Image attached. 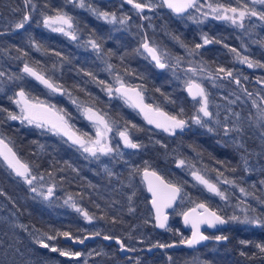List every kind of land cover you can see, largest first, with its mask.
Wrapping results in <instances>:
<instances>
[{
  "label": "trees",
  "instance_id": "1",
  "mask_svg": "<svg viewBox=\"0 0 264 264\" xmlns=\"http://www.w3.org/2000/svg\"><path fill=\"white\" fill-rule=\"evenodd\" d=\"M53 2L56 3V0H47L48 14L56 9L65 11L63 3L52 5ZM219 2L228 4V0H219ZM100 5L98 3L93 7L98 8ZM101 7L105 8L102 5ZM12 9L15 10L12 19L16 22L28 12L23 0H0V20L9 15ZM75 19L84 27L81 32L85 36L90 37L95 33L101 41L108 38L103 25L89 14L76 15ZM153 19L159 22L158 32L156 33L154 28L151 30L144 28L143 34L139 36H147L149 42L152 40L159 42L161 49L168 54L182 57L177 71L190 66L188 61H192V57L185 54V49L172 48L171 43L176 42L173 37H179L184 43L194 46L195 43H201L204 34L221 43H212L200 49L202 55L196 56V61L206 62L212 70L218 66L236 69L230 49L233 47L238 49L241 44L234 40V31L230 26L213 19H209L200 27L183 24L180 18L166 10ZM30 22L33 27L27 24L25 31L12 34L10 27L0 36V68L13 76H22L20 83L12 82L10 86H7L6 78L2 77L3 82L0 81V85L4 86L0 87V108L15 112V106L9 97L14 96L21 87L34 97L49 99L48 90L20 71L23 63L28 62L36 66V61H39V67L44 74L58 82L67 93H71L72 97L75 96L84 105H91L100 110L115 124L128 127L133 139L141 141L144 145H142L143 152L139 156H113L110 161L104 159L95 161L76 146L65 142L63 137L22 126L18 121L4 119V122L0 123V136L6 138L18 156L32 167L34 174L43 175V180L33 183L43 184L45 189L48 186L55 187L53 196L49 200L37 197L30 191V186L16 177L0 158V193H3L0 195V264H85V261L87 264H137V260L139 264H264V254L259 253L254 246L257 243H264V228L254 232L239 229L229 242L231 248L227 249L182 248L168 251L153 248L148 251V247L153 243L157 241L168 243L173 239L179 241L185 237L186 232L180 224L178 214L172 217L171 232L154 228L149 197L141 179V172L134 171L137 168L142 170L145 167L144 162L147 161L151 169L158 171L167 180L181 185L192 201L204 202L215 210L218 209V204L212 202L200 190L192 188L188 176L189 165L214 176L216 172L212 169H219L224 172V177L234 180L239 188L243 187L248 197L260 199L264 197V184L261 183L264 181V155H258L264 150V138L261 134H250L247 139L241 137L237 141L243 143L244 147L238 148L233 143V137L236 138L237 134L225 136L221 129L216 133L188 130L174 142L166 134L159 132L157 137L153 136L155 146L149 150V139L153 137L148 133L147 124L141 116L118 99L107 98L102 86L83 75L82 70L93 72L98 80L108 84L111 77L105 75L88 55L78 56L70 51L61 36L54 38L50 33L45 34L39 28V22ZM254 35L258 46L252 48L249 56L254 61L264 63V46L261 44L264 42V29L257 28ZM30 36L40 42L48 50L47 53L32 48L29 43ZM118 36L128 37L129 34L123 33ZM17 48L21 51H17ZM25 52L26 56L23 54ZM56 52H59L64 59L61 60L56 56ZM56 57L63 65L62 75H58L56 69L49 68L45 63L46 59L49 63L55 62ZM133 68L137 69L136 66ZM139 69L143 71V75H128L126 79L142 86L141 89L149 104L159 106L161 110L170 114H177L183 107L184 119L193 115L192 100L186 95L181 83L166 75L164 71H155L147 64L146 58L138 62ZM239 71L247 77V79L239 78L240 86H245L254 81L257 83L256 79H259L260 73H264V68L256 71L243 68ZM225 79L232 82L230 78ZM166 96L168 99H165ZM55 104L70 115L75 114L68 101L58 98ZM4 116V113H0V119ZM71 117L74 127L84 132L82 120L76 115ZM132 124L137 125L140 131L132 129ZM249 132L248 129H242L241 135L240 133L238 135L245 136V133L249 135ZM245 152H254L253 154L259 157L262 164L258 174L250 177L251 179L243 178L241 158ZM255 152L258 154L256 155ZM176 160L177 163L180 160L186 161L185 166L175 167ZM217 161L223 162L224 167ZM109 172L112 175H109ZM65 201L68 203L66 204ZM73 203L94 217L92 223H88L80 212L71 207ZM181 203L185 206L194 204L187 199ZM254 208L255 215L264 219V210L258 205ZM113 220L116 222L113 223ZM96 231L101 232V236L87 240L82 246L64 242L63 236L57 235L59 232H69L73 237L83 238ZM177 232L179 234H176ZM45 233L55 236V239L47 240L43 235ZM103 235L119 238L127 247L135 248V253H130L128 255L130 259L127 260L128 256L121 254L114 242L102 240ZM38 236L45 239L50 246L81 252L82 255L78 259L60 256L59 252L40 247L36 242ZM241 240L252 243L245 247L240 243ZM241 252L246 255L242 256ZM168 256L172 257L171 261L168 260Z\"/></svg>",
  "mask_w": 264,
  "mask_h": 264
},
{
  "label": "snow or ice",
  "instance_id": "2",
  "mask_svg": "<svg viewBox=\"0 0 264 264\" xmlns=\"http://www.w3.org/2000/svg\"><path fill=\"white\" fill-rule=\"evenodd\" d=\"M67 2L71 3L74 7L90 11L92 15L98 19H102L106 23L116 24L118 22L120 24H124L128 19V17H124L118 21L115 13L101 11L92 7L86 2V0H67ZM124 2L131 5L138 13H143L145 10L152 12L156 8L160 7H166L177 16H182L187 13V18L193 20V22L197 24H202L210 18L217 21H226L233 26L245 29L246 25L244 22L246 19L251 20L252 17H255L257 20L264 22V8L258 10L256 7L250 6L247 2L240 3V0H237L239 6H231L230 4L221 3L219 0H158V2H152V0H148V2H141V0H124ZM24 3L26 8H29L30 6V11L26 12L22 19L15 23L14 28L16 30L24 29L26 24H28L32 19L30 14L31 11H35V4H33L32 0H24ZM257 4L264 6V0H251V5ZM193 12H198L199 16L193 15ZM41 17L42 19L39 23H42L45 29L53 33L61 34L71 41L80 40V36L78 35L79 28L75 17L65 12L63 9H56L54 15L41 13ZM141 18L149 19V17L143 16ZM173 39L181 48L185 49L187 55L190 57L202 55L200 49L209 44L221 43L219 40L209 38L206 34L202 35V43H195L194 46H189L180 40L179 37L174 36ZM29 43L31 47L38 52L44 51L47 53L48 51L40 42L36 41L31 36L29 37ZM261 44L264 46V42H261ZM80 46L85 48L90 47L93 51H95L98 58L103 59L102 44L100 42V38L95 36V33H92L90 37L83 41ZM224 46L228 47L227 45ZM141 48L148 54L149 57H151L155 67L161 70L170 69L173 73H175L183 59L180 56L173 57L167 52L160 51L154 43L149 42L147 36L144 37L143 42L141 43ZM16 50L21 51L19 48ZM136 51L138 54H142L139 53V49ZM230 51L235 55L240 64L246 65L248 68H264V63L254 61L247 55H241L236 48L233 47ZM23 54L25 56L27 55L26 52ZM55 55L60 57L61 60L64 59L59 52H56ZM112 55L113 53L111 52L107 53V56L109 57ZM121 60H123V57H121ZM104 62L107 64L106 70L111 74L114 66L107 63L106 60ZM39 63V61H36V66H33L28 62H25L22 72L42 84L45 88L49 89L51 93L65 95L66 90L61 85L56 83L51 77L46 76L39 67ZM188 63L190 66L184 69L185 75L187 76L184 80V84L188 95L195 102L193 105L195 112L191 117H189L191 122L201 128H206L210 133H216L217 129H222L225 136H230L233 132H242V128L235 121H233L232 125L229 126L227 123L220 121L218 118L219 113H216L214 116L213 112L210 111L209 94L200 82L202 79H208L213 83V86H219L216 84L217 80L230 78L237 86H240V79L233 75V71L231 69H226L223 66H218L212 70L204 61H200L199 63L195 61H188ZM55 68L56 65L54 64L53 69ZM82 71L83 75L90 77V79L97 85L102 86V90H105L110 98L114 93L118 94V97L122 98L128 107L138 110L143 115L147 123L153 125L155 128L161 129L169 135H175L177 130L183 132L184 129L188 127L189 120L183 118V107L179 109L177 114L167 113L161 110L159 106L154 107L152 104L145 103V97L143 91L141 90L142 86H133L126 83L123 77L119 74H116L114 77V84L118 85L117 87L109 85L103 80H98L91 71ZM125 73L128 75L134 74L129 69H125ZM188 73H191V76H188ZM4 76L5 73L0 71V77ZM193 77H196V79ZM9 79L18 80L21 79V77L10 76ZM245 79H247V77H245ZM257 82L264 83V81ZM156 91H160V89H156ZM243 91L247 92L246 89H243ZM68 95L71 98V93H68ZM247 95L249 98L252 97L251 93H247ZM9 99L16 105L19 111L13 112L0 108V113L5 114L4 118L0 119V123H3L4 119L9 121H19L21 125L33 126L43 130L44 132H51L52 135L66 138L65 142L76 146L78 150H81L83 153H87L96 160H99L100 156H109L113 153H116L121 157L123 156V153L120 152L118 147H114L109 143L108 133L113 131L112 123L107 119L105 114L94 110L91 106L77 104L75 99L72 100L74 104H77L78 108L82 109L85 118L94 126L95 138L89 136L86 132H81L79 129H76L74 125L70 124L69 120L66 119L67 113H65L63 109H57L55 104L47 103L46 101L40 100L38 97L32 96L22 87L15 93L14 96L9 97ZM165 99H168V97L166 96ZM237 99H239V96H237ZM169 102L175 103V101ZM261 102L264 103V97L261 98ZM252 104L253 107L257 109L255 114L256 122L261 128H264V107H260L254 99L252 100ZM235 115L237 120H239V114L236 113ZM227 119L228 117H225V120ZM213 125H215V127H213ZM131 128L140 131L135 124H132ZM117 135L120 137V140L123 142L125 148L139 149L141 147L139 143L134 142V140L130 137L128 127H125L124 130L117 129ZM261 136L264 138V132L261 133ZM233 143H235L238 148L244 147L243 143L238 142L235 137H233ZM0 158H2L3 162L16 177L20 178L25 184L30 186V191L37 197H41L43 200H49L53 196L55 186H48L45 190V185L39 183L34 184L33 181L43 180V175L37 176L34 174L32 167L28 163L23 162L17 156L16 152L9 147V142H6V138L2 136H0ZM217 163H220L221 166L224 167L223 162L217 161ZM244 163L245 166H247L248 162L246 158L244 159ZM144 164L145 167L142 170L137 168L134 169V171H142L143 182L147 185L148 192L151 193V204L155 211L154 227L171 232L172 228L168 225L169 214L165 210L173 208V205L176 204L178 200L183 202L187 199L195 204V207L180 213V215L183 216L185 226L191 227V236L181 238L178 244L157 241L148 248V251H151L153 248H175L179 245H183L188 248H195L197 245L210 239H214L217 242L228 240V237L224 235L208 236L204 234V232L201 231V225H207L209 228H214L217 225H225L230 222H235L242 225L264 228V219H262L261 216L248 215L249 211L253 213L256 212V209L251 207V205L247 208L241 209V211L245 213L243 217L234 214L228 218H224L218 215L216 211L211 210L206 203L192 201L188 193L183 191V187L181 185L165 180L161 175L148 166L147 161H145ZM185 164L186 161L180 160L177 163V167H184ZM69 167H71V165H69ZM246 170L250 169H247L246 167ZM73 171H75V169H73ZM212 171L216 172L217 182L208 178L200 170L192 171L191 175L196 183L202 185L208 193L218 196L221 200L226 201V192L218 186V183L231 185L232 187H236L237 185L234 180L224 177L223 171H220L219 169H212ZM231 171H235V169H231ZM49 175H51V173H49ZM109 175H112V173L109 172ZM261 183L264 184V181H261ZM239 191L244 195H248L243 187H240ZM2 194L3 193H0V195ZM134 194L135 193H133V195ZM69 200H71V197H69ZM129 200H131V197H129ZM65 203L67 204L68 201H65ZM241 203L244 202L241 201ZM71 207L75 208L77 212H80L88 223H92L94 217L90 216L88 212L76 207L74 203L71 204ZM130 211H132V209H130ZM101 219H103V217H101ZM112 222L115 223L116 221L113 220ZM145 223H148V221H145ZM176 234L179 233L177 232ZM43 235L46 236V239L49 241L55 239V236L53 235H48L46 233ZM57 235L63 236L73 243L83 244L85 240L101 236V232L96 231L91 235H85L83 238L73 237L69 232H59ZM102 238L106 241L115 239V243L120 246L121 251H136L135 248L127 247L119 238H114L110 235H103ZM36 242L40 247L49 249L52 252H59L60 256L68 257L69 259H78L82 255L81 252H73L59 249L55 246H50L45 242V239L39 236L36 238ZM240 243L247 247L252 242L241 240ZM254 246L259 250V253L264 254V243H257ZM89 255H91V253H89ZM241 255L244 256L246 253L241 252ZM168 260L171 261L172 257L168 256ZM85 264H87L86 261ZM137 264H139V260H137Z\"/></svg>",
  "mask_w": 264,
  "mask_h": 264
},
{
  "label": "flooded vegetation",
  "instance_id": "3",
  "mask_svg": "<svg viewBox=\"0 0 264 264\" xmlns=\"http://www.w3.org/2000/svg\"><path fill=\"white\" fill-rule=\"evenodd\" d=\"M153 1L154 2L155 1L158 2V0H153ZM23 2H24V0H23ZM32 2H33V4H35V11H31V13H30L31 17H32L31 21L33 23H37V22H40L41 19H42L41 13L48 14L47 0H38L37 2H36V0H32ZM86 2L89 3L92 7H93V5H96V4L99 3V4H101L102 6L105 7V8H103L100 5L97 8V9H99L101 11H107V12H110V13H115L117 16L122 17V18L128 17L126 23H124L122 25V27H120V29H116L118 27H116V26H114V25H112L110 23H106L105 21H103L101 19H98L94 15L92 16L90 14V12H87L86 9H80L78 7H74L71 3H68L67 0H56V3L53 2L52 5H58V4L60 5L61 3H63L65 5V8H66L65 12L69 13L70 15H72L74 17L76 15L89 14L93 18L97 19L98 22L101 25H103V29L106 32L107 36H108V38L104 39V41H101V39H100V42H101L102 48H103V59L98 58L97 54L95 53V51H93L90 47L89 48H85V47L80 46L83 43V41L87 40L89 37H87L84 34H82L81 31H82V29L84 27L81 26L80 23H78V22H77L78 28H79V31L81 32L82 36H80V40H77V41H71L68 38H66L63 35H61V34L49 32L48 30H46L44 27L41 26L42 23H39V25H40L39 28L42 30L43 33H45V34L50 33L52 36H54V38L55 37L58 38V36H61L60 38L65 39V44L70 49V51H72L75 55H78V56L81 55V54L88 55L89 58H91L93 60V63L96 64V66L100 70H102L103 73H105V75H108L109 77H112V76H115L116 74H119V75H121L123 77V79L125 80L126 83H129V84H131L133 86H139V85H135L133 80H127L126 79L128 74L125 73V69L131 70L134 73V74H132L133 76H135V75H143V71H141L140 69L138 70V62L139 61H143L145 58H146L147 64L149 66H152V68L155 71H157V72L165 71V70L157 69L154 66V64L148 59L146 54L142 51L141 43L143 42L144 37H142V36L140 37L139 36L140 34H143L144 28H148L149 24H151L153 26V28L158 31L159 22H158V20L153 19L154 17H158V15L153 14L152 16L149 17V19H142L141 18L142 16L143 17H147V16L144 15L145 12L138 13L136 11V9L132 8L131 5L125 3L124 0H86ZM141 2H148V0H141ZM24 6H25V3H24ZM26 9L29 12L30 11V6H29V8H26ZM158 9L161 12L163 10L169 11V10L165 9L164 7H162V8L160 7ZM152 12L154 13L155 11H152ZM13 13H14V11L12 9L11 12L9 13V15H7L6 17H3L4 19H2V20H7L8 26L0 27V36L6 32V28H10V27H12V29H11V33L12 34H15L17 32L19 33L22 30L25 31L26 27L24 29H20V30H16L14 28L16 20L12 19V16L14 17ZM54 14H55V11L53 10L52 13L49 14V15H54ZM2 20H0V21H2ZM28 25H32L31 22H29ZM34 26H36V25H34ZM32 27H33V25H32ZM123 33L129 34V36L128 37L118 36L119 34H123ZM148 33H150V32L148 31ZM50 39H52V38H50ZM201 42H202V39H201ZM57 44H59V41H57ZM137 49H139V53H142V54H138L137 51H136ZM108 52L113 53V55L110 56V57L107 56ZM121 57H123V60H121ZM105 60L107 61V63H110V64H112L114 66L111 74L109 73V71L106 70L107 69V64L104 62ZM45 63H46V65L49 66V68H53V65L55 64L56 65L55 69H56L57 74L58 75H62L63 74V70L61 69V67L63 65H61V63H59V60H58L57 57L55 58V62L53 61V63H49L48 59H46ZM130 66H132V67H130ZM133 66H136L137 69L133 68ZM235 66L239 67V65H237L236 63H235ZM237 67H236V69L232 70L233 71V75L235 77H238L239 76L238 74L240 73L239 70L237 69ZM250 70L251 71H256V70H252V69H250ZM146 73H147V71H146ZM238 78H240V77H238ZM110 81H111V79H110ZM257 87H258V85L254 81V82L249 83V84H247L245 86H237L236 84L232 85L230 87L227 86V88H230V89L224 90V92L227 91L226 93H228L230 91L235 96L236 95H239V96L241 95L242 97H248L247 93H251L252 94L251 98L254 99V100L257 99L256 102H259L261 107H264V104L261 102L262 95H260L256 91ZM45 89L50 91L47 88H45ZM243 89H246L247 92L243 91ZM57 95H59V94L57 93ZM106 97L109 98L110 100L111 99H118L116 97H111L110 98L109 95H106ZM118 100L121 101L124 105H126L121 99H118ZM190 100H192V99H190ZM251 103L252 102L250 100H248L245 105L244 104H242V105L234 104L229 109L225 108V107L222 108L220 106L219 110H218L220 120H225V117H228L227 122L228 123H233V121H235V119H236V115L235 114L238 113L239 116H242V120H238L237 122L241 121L240 123L244 124V126L242 128L243 130H247V129L250 130L249 135H247V133H245V136L247 135L249 137L250 134H253V135L254 134H259L257 132L256 133L254 132V129L252 128V124L250 123L251 120H249L250 117H249L248 113L250 112V110L252 108ZM186 120H189V122L191 121L189 118H187ZM147 129H148V133L150 135H152V137L153 136L157 137L158 133L160 132L159 130H156L155 127H152L149 124H147ZM188 130L207 131V130H204L203 128H199L198 127L196 129H192L190 126H188V127H186L184 129L183 132H181L180 130H177L175 135H169L168 133L167 134L169 135L168 137L171 138L172 142H174L175 139H177V138L180 139V136L183 135L184 132L188 131ZM231 135L234 136V135H236V133L234 132ZM154 137L151 139L152 141L155 140ZM133 140H134V142L138 143L137 140H135V139H133ZM149 141H150V139H149ZM121 152L123 153V156H133L134 157V156H139L141 154V153H139V154H131V153H129L130 151H126V150L125 151H121ZM260 152H259L258 155H261ZM262 152L264 154V150H262ZM133 153H135V152H133ZM253 153L252 152H245V155H243L242 158H241L242 164H243L244 159L247 156L249 157V159H252L255 156V154H253ZM117 156H120V155H117ZM111 157H113V156L109 155V156H107L106 159L104 158V160L110 161ZM258 160H259V158H258ZM259 162L261 163L260 160H259ZM242 167H243V165H242ZM253 176H254V174H251V175L250 174H246L245 170L243 169V178L244 179H248L250 177L252 178ZM229 199H230V201H233L230 204L228 202ZM241 201H243L244 203H241ZM179 202L180 201L178 200L176 205H178ZM215 203L218 204V209L217 210H215L214 208H211L210 206L209 207L211 209H213L214 211H216L219 215H221L224 218L230 217L229 215H232V213L234 214V212L235 213H240L239 208L238 207H234L235 204H237V205L241 204V205H243L246 208L249 205H251V207H253V208L255 207V205H258L262 210H264V197L260 198V199H255V198H252V197H247V198H243L242 197V198H239V199H237L236 197H231V198L228 197L226 203L224 201H221V199H216ZM181 205L183 207L182 209H184L183 211H185L189 207L195 206V204L189 205V206H185L183 203ZM174 208L170 211V224H169L170 227H171V224H172V220H173L172 217L174 216V214H178L179 221H180V218H181V215H180L181 209L177 210V209H174ZM251 213H252V215H255V213H253L251 211L248 212V214H251ZM151 214H152V211H151ZM152 220H153V215H152ZM180 224H181V222H180ZM239 229H243L245 231H253V232L257 230L256 228L245 227L243 225H240L239 223H227L224 226H222L221 228H219L218 230H215V231H204L205 234L208 235V236H216V235L227 236L228 237L227 241L217 242L214 239H210L203 246H200V247L194 248V249H199V248H217V249L221 250V249H225V248L226 249L227 248H231V246H229V242L235 236V234L238 233L237 231ZM258 229H263V228H259L258 227ZM162 231H164V230H162ZM185 232H186L185 233V237H188L189 231L185 230ZM171 242H179V241H177L176 239H173ZM168 243H170V242H168ZM118 250H119V248H118ZM166 250H168V249H166ZM172 250H178V249H172ZM172 250H168V251H172ZM186 250H193V249H186ZM130 253L134 254L135 252H127L124 255L128 256ZM128 257H127V260L130 259V256H128Z\"/></svg>",
  "mask_w": 264,
  "mask_h": 264
},
{
  "label": "rangeland",
  "instance_id": "4",
  "mask_svg": "<svg viewBox=\"0 0 264 264\" xmlns=\"http://www.w3.org/2000/svg\"><path fill=\"white\" fill-rule=\"evenodd\" d=\"M152 2H154L153 0H152ZM156 2V1H155ZM245 2H247L250 6H254V7H256L258 10H260L261 8H264V6H261V5H259V4H257V5H251V0H240V3H245ZM228 4H230L231 6H239L238 5V2H237V0H228ZM158 8H156L154 11V13L153 12H149V11H147V10H145V16H147V17H150V16H152L153 14H156V15H159L160 13H161V11H159V9L157 10ZM191 11V10H190ZM87 12H90V11H88L87 10ZM90 14L92 15V13L90 12ZM116 15V14H115ZM193 15H196V16H199V13L198 12H193ZM93 16V15H92ZM175 16V15H174ZM187 16H188V14L186 13V14H184V15H182V16H176L177 18H180V21L183 23V24H191V25H193V26H196V27H200L201 25H203V24H205V23H207V21L210 19H207L204 23H202V24H197V23H194L193 22V20H191V19H188L187 18ZM116 17H117V20L119 21V19H121L122 17H119V16H117L116 15ZM102 20V19H101ZM217 21V20H216ZM9 22V21H8ZM218 22H221V23H224V24H226V25H228V26H230L232 29H233V31H234V40H237L238 42H239V44H241V46L239 45V47H238V51L241 53V55H247V56H249L250 54V52L253 50L252 48H254V47H256V46H258L257 44H256V37H255V35H254V32H255V30L257 29V28H263L264 29V22H261V21H259V20H257L255 17H252L251 18V20H249V19H246L245 20V25H246V27H245V29H241V28H238V27H236V26H233V25H231L229 22H226V21H218ZM112 25H114V26H116V27H118V28H116V29H120V27H122V25L123 24H120V23H116V24H112ZM254 25V26H253ZM6 27V26H8V23H7V20H2V21H0V27ZM42 27H43V25H41ZM148 28L151 30L152 28H153V26L151 25V24H149V26H148ZM115 29V28H114ZM47 30V29H46ZM49 31V30H48ZM155 31H156V33L158 32L156 29H155ZM49 32H51V31H49ZM53 33V32H52ZM78 35L79 36H82L81 35V32L80 31H78ZM169 42V41H168ZM150 43H154L156 46H157V48L160 50V51H162V52H165L164 51V49H161V45H160V43L158 42H155V41H153L152 40V42H150ZM202 43V42H201ZM169 44V43H168ZM171 45H172V48H178V49H184V48H181L180 46H179V44H177L176 42H174V43H171ZM185 54L187 55V53L185 52ZM170 55V54H169ZM170 56H173V55H170ZM174 57V56H173ZM250 58H251V56H249ZM252 59V58H251ZM232 60H233V62L234 63H236L237 65H239V67H237V69L238 70H243V68L244 69H247L248 67L246 66V65H243V64H240L239 62H238V60L236 59V57H235V55L233 54V56H232ZM192 61H195V62H197L198 63V61H196V59H195V57H192ZM174 62V61H173ZM24 64V63H23ZM0 65H1V62H0ZM22 66V65H21ZM1 67V66H0ZM189 67V66H188ZM243 67V68H242ZM250 69H252V70H258L259 69V67H256V68H248V70H250ZM0 71H2V72H4L5 73V71H3L1 68H0ZM20 71H21V67H20ZM165 73H166V75H169L171 78H173L176 82H179V83H181L182 85H183V87L185 86V84H184V80L187 78V76L185 75V71L184 70H182V71H175V73H173V71L172 70H170V69H166L165 71H164ZM240 72V73H239ZM238 73V77H240V78H245L246 76L241 72V71H239ZM23 74V73H22ZM25 75V74H24ZM188 76H191V73H188L187 74ZM16 77V76H13V75H11V74H9V73H5V78H6V82H8V84H7V86H10V84H12V82H21V80L22 79H9V77ZM242 76H244V77H242ZM259 79L257 80L256 79V81H264V73H260L259 74ZM19 77H21L22 78V76H19ZM114 77L115 76H112L110 79H111V81L109 82V85H113V86H117L118 87V85H115L114 84ZM179 77V78H178ZM194 79H196V77H193ZM2 77H0V81L1 82H3L2 80ZM232 81V80H231ZM202 84H203V86L206 88V90H207V92H208V94H209V101H210V111H212L213 112V114H214V116H215V114L216 113H218V110H219V107L221 106L222 108H230L232 105H234V104H238V105H242V104H246L247 103V101L248 100H250L251 102H252V98L250 99V98H248V97H242L241 95L239 96V95H236V96H239V99H237V97L234 95V94H232V92H228V93H226V92H224V90H227V89H230V88H227V86H232V85H235V83L232 81V82H228L225 78L223 79V80H217L216 81V84L217 85H219V86H213V83L211 82V81H209L208 79H202L201 81H200ZM56 83H58V82H56ZM257 85H258V87L256 88V91L260 94V95H262V97H264V83H258L257 82ZM4 85H0V87H3ZM142 90V89H141ZM143 91V90H142ZM104 93H105V95H108L107 94V92L104 90ZM143 94H144V91H143ZM48 97H49V99H40V100H43V101H46L47 103H51V104H55V100L56 99H58V98H61V99H63L64 101L66 100V101H68V105H70L71 106V108H72V110H73V112L75 113V114H71L70 115V113H67V111L66 110H64L63 108H61V107H59V106H57L56 104V107H57V109H63L64 110V112L65 113H67V116H66V119H68L69 120V123L70 124H72L73 125V120H72V115H76V116H78V119H81L82 120V122H83V125H82V129L84 130V132H86V133H88V135L89 136H91V137H93V138H95V128H94V126L85 118V116H84V114H83V111H82V109H80V108H78L77 107V104H83V103H81L80 102V100H78V98H76L75 96H71V98L69 97V95H68V93H67V91H65V95H57V93H51L50 91H49V93H48ZM112 97H116V98H118V99H121L123 102H124V100L122 99V98H119L118 97V94H113V96ZM144 97H145V94H144ZM73 99H75L76 101H77V104H74L73 102H72V100ZM256 101H257V99H256ZM125 103V102H124ZM145 103H148L147 101H146V98H145ZM192 103H193V105H194V101L192 100ZM126 104V103H125ZM257 104L261 107V105L259 104V102H257ZM84 105V104H83ZM127 105V104H126ZM14 106H15V112H18L19 111V109L16 107V105L14 104ZM87 106H91V105H87ZM251 106H252V108H251V110H250V114L248 113V115H249V120H251V124H252V128L254 129V132L256 133H259V134H261L262 132H264V128H261L258 124H257V122H256V119H255V114H256V112H257V109L256 108H254L253 107V104L251 103ZM250 106V107H251ZM92 107V106H91ZM155 107V106H154ZM94 110H97V111H99L100 113H102V114H104L103 112H101L100 110H98V109H96L95 107H92ZM128 108H130V107H128ZM131 110H134L135 112H137L140 116H141V118L146 122V124H148L147 123V121L144 119V117H143V115L138 111V110H135V109H133V108H130ZM194 112H195V109H194ZM194 114V113H193ZM107 117V116H106ZM240 118H239V120H242V116H239ZM218 118H219V116H218ZM107 119L112 123V126H113V131L111 132V133H108V137H109V143L112 145V146H114V147H118L119 148V150H120V152L121 151H130L129 153H131V154H139V153H141V152H143V150H142V145H144L141 141H138V143L141 145V147L139 148V149H131V148H125L124 147V145H123V142L120 140V137L117 135V129H119V130H124V127H122L120 124H115L110 118H108L107 117ZM220 119V118H219ZM221 122H223V123H227L229 126H231L232 125V123H228L227 122V120H220ZM238 120H237V118L235 119V122L236 123H238L239 125H241L242 123H240V122H237ZM19 122V121H18ZM20 123V122H19ZM85 125V126H84ZM150 125V124H149ZM22 126H25V125H22ZM152 127H154L153 125H151ZM188 126H190L192 129H196V128H201L200 126H198V125H196V124H194V123H192L191 121L189 122V125ZM243 126H244V124L242 125V126H240L241 128H243ZM25 127H30V128H34V129H36V130H38V131H41V132H44L43 130H41V129H38V128H35V127H33V126H25ZM213 127H215V125H213ZM156 130H159L160 132H162V134H166L167 136H169L166 132H164V131H162L161 129H157V128H155ZM204 130H207L206 128H203ZM217 130H219V129H217ZM222 130V129H221ZM81 132H83V131H81ZM244 132V131H243ZM47 133H50L51 134V132H47ZM242 133V132H241ZM241 133H240V135H241ZM129 134H130V137L133 139V136L131 135V133L129 132ZM237 135H236V139L237 140H240L241 139V137L243 138V139H247V138H249L247 135L246 136H240V135H238V133H236ZM244 134V133H243ZM66 139V138H65ZM153 146H155L154 145V141H152L151 139H150V142H149V145H148V149L150 148V149H152L153 148ZM149 149V150H150ZM133 152H135V153H133ZM256 153V155L258 154V152H255ZM86 155H88L87 153H85ZM260 154L261 155H264L263 154V152L261 151L260 152ZM117 156L118 154H116V153H113L112 155H110V156ZM243 155V154H242ZM91 157V156H90ZM91 158H93V157H91ZM106 159L107 158V156H100V158H99V160H96L95 158H93L95 161H100V160H102V159ZM166 158V157H165ZM164 158V159H165ZM258 158L259 157H257V156H254L252 159H249V157L247 156L246 157V159H247V166H245V163H244V161H243V169L245 170V172H246V174H258V172H259V169L262 167V164L259 162V160H258ZM179 162V161H178ZM175 167H177V160H176V164H175ZM246 167H247V169H250V170H246ZM189 169H190V171H188V176L190 177V180H191V182H190V184H191V186H192V188L194 189H198V190H200V192L201 193H203L204 195H206L208 198H210V200L212 201V202H216V199H220L218 196H214V195H212V194H210V193H208L204 188H203V186L202 185H199V184H197L196 183V181L193 179V177H192V175H191V172L192 171H194V170H198L197 168H195V167H191L190 165H189ZM202 172V171H201ZM204 175H206L208 178H210V179H212L214 182H217V179H216V176H214V175H210L208 172L207 173H204V172H202ZM222 179V178H221ZM33 182H35V181H33ZM237 185V184H236ZM218 186L222 189V190H224L225 192H226V195H227V199H228V197H236L237 199H239V198H247L249 195H244V194H242L240 191H239V186L237 185L236 187H232L231 185H227V184H222V183H218ZM46 190V189H45ZM221 201H224L225 203L227 202V200L225 201V200H221ZM228 202H229V204L231 203V202H233V201H230V199L228 200ZM182 203H181V201L178 203V205H176L175 206V208L174 209H181V211L180 212H182L184 209H182L183 207H182V205H181ZM231 206V205H230ZM234 207H238L239 208V210H240V213H235L234 212V214L235 215H238V216H241V217H243L244 216V212L243 211H241V209H244V208H246V207H244L243 205H237V204H235V206ZM233 213H232V215H234ZM232 215H229V216H232ZM248 215H252V213L251 214H248ZM230 223H235V222H230ZM240 225H242V224H240ZM243 226H245V227H252V228H256V229H258V227H255V226H251V225H243Z\"/></svg>",
  "mask_w": 264,
  "mask_h": 264
},
{
  "label": "water",
  "instance_id": "5",
  "mask_svg": "<svg viewBox=\"0 0 264 264\" xmlns=\"http://www.w3.org/2000/svg\"><path fill=\"white\" fill-rule=\"evenodd\" d=\"M165 9H167L166 7H164ZM167 10H169V9H167ZM170 11V10H169ZM171 12V11H170ZM173 15H175V16H177L176 14H174L173 12H171ZM186 14V13H185ZM184 15V14H183ZM142 49V48H141ZM142 51L144 52V50L142 49ZM145 54H146V56L148 57V59L154 64V62L151 60V57H149L148 56V54L146 53V52H144ZM24 65V64H23ZM23 65H22V67H21V71H22V68H23ZM154 66H155V64H154ZM158 69V68H157ZM159 70H161V69H159ZM26 75V74H25ZM29 78H31V77H29ZM32 79V78H31ZM32 80H34V79H32ZM36 83H38L39 85H41L42 87H44L42 84H40L39 82H37L36 80H34ZM45 88V87H44ZM184 91H185V93H186V95L191 99V97L188 95V93H187V91L185 90V86H184ZM264 104V103H263ZM7 142V141H6ZM9 147H11L12 149H13V147L9 144ZM13 151L15 152V150L13 149ZM17 154V153H16ZM18 156V155H17ZM19 157V156H18ZM20 158V157H19ZM21 159V158H20ZM23 161V160H22ZM24 162V161H23ZM153 170V169H152ZM155 171V170H154ZM157 172V171H156ZM159 175H161L159 172H157ZM162 176V175H161ZM163 177V176H162ZM164 178V177H163ZM141 179H142V182H143V176H142V171H141ZM165 179V178H164ZM165 180H167V179H165ZM143 184H144V188H145V191H146V193H147V195H148V197H149V206H150V208H151V211H152V215H153V224H155V219H154V216H155V211H154V209L152 208V204H151V193L150 192H148V190H147V185L143 182ZM178 202V201H177ZM177 202H176V204H177ZM176 204H174L173 205V208L176 206ZM192 207H195V206H192ZM192 207H189V208H187L185 211H187V210H189L190 208H192ZM173 208H170V209H166L165 211L169 214V219H168V225L170 224V211L173 209ZM211 209V208H210ZM211 210H213V209H211ZM198 211H202V210H198ZM218 214V213H217ZM219 215V214H218ZM221 216V215H220ZM180 222H181V225H182V227H183V229H185V230H187V231H189V235H188V237H190L191 236V227L190 226H185V224H184V220H183V216L181 215V218H180ZM222 226H224V225H217L216 227H214V228H209L207 225H201V231L202 232H204V231H215V230H218L219 228H221ZM156 230H163V229H159V228H157V227H154ZM204 234H205V232H204ZM96 238V237H95ZM95 238H92V239H95ZM114 238H116V237H114ZM92 239H88V240H92ZM102 240L104 241V242H114L115 243V239H113V240H110V241H106V240H104L103 238H102ZM63 241L64 242H68V243H72L74 246H82L83 244H79V243H73L72 241H70V240H68V239H66L65 237H63ZM87 240H85L84 242H86ZM209 241V240H208ZM208 241H204V242H202L201 244H199V245H197L195 248H198V247H200V246H203L204 244H206ZM170 243H177L178 244V242H170ZM116 244V243H115ZM117 246H118V248H119V252L121 253V254H126L127 252H124V251H121L120 250V246L118 245V244H116ZM181 248H185V249H194V248H188V247H185V246H183V245H179L178 247H175V248H169L168 250H172V249H181Z\"/></svg>",
  "mask_w": 264,
  "mask_h": 264
}]
</instances>
